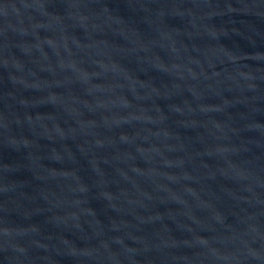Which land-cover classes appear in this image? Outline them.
<instances>
[{
	"label": "water",
	"instance_id": "water-1",
	"mask_svg": "<svg viewBox=\"0 0 264 264\" xmlns=\"http://www.w3.org/2000/svg\"><path fill=\"white\" fill-rule=\"evenodd\" d=\"M0 264H264V0H0Z\"/></svg>",
	"mask_w": 264,
	"mask_h": 264
}]
</instances>
